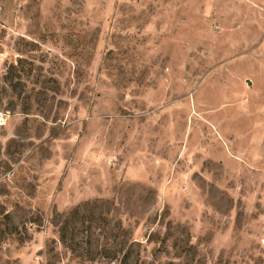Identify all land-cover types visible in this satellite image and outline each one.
<instances>
[{
  "label": "rangeland",
  "instance_id": "374dc122",
  "mask_svg": "<svg viewBox=\"0 0 264 264\" xmlns=\"http://www.w3.org/2000/svg\"><path fill=\"white\" fill-rule=\"evenodd\" d=\"M0 264H264V0H0Z\"/></svg>",
  "mask_w": 264,
  "mask_h": 264
}]
</instances>
